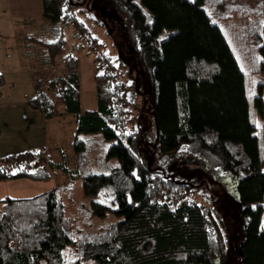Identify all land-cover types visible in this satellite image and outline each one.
<instances>
[{
  "label": "trees",
  "instance_id": "16d2710c",
  "mask_svg": "<svg viewBox=\"0 0 264 264\" xmlns=\"http://www.w3.org/2000/svg\"><path fill=\"white\" fill-rule=\"evenodd\" d=\"M98 4L122 27L145 79L158 150L181 149L194 155L209 177L236 183L243 205L238 264H264V126L257 129L253 119V106L261 110L263 101L251 97L249 71L242 70L247 50L223 28L234 11L244 10L227 0ZM41 5V18L55 39L22 41L23 59L37 61L26 104L47 123L71 122L73 168L56 160L50 148L31 149L0 157V183L43 182L59 172L81 180L90 203L68 205L56 190L3 199L0 264H225L224 231L192 199L193 188L158 174L155 164H142L143 133L121 65L100 51L101 44L75 17L71 0H41ZM254 14L250 71L264 76V0ZM69 30L87 43V55H94V111L81 112L79 49L65 38ZM108 213L117 220L99 226L96 219Z\"/></svg>",
  "mask_w": 264,
  "mask_h": 264
},
{
  "label": "rangeland",
  "instance_id": "374dc122",
  "mask_svg": "<svg viewBox=\"0 0 264 264\" xmlns=\"http://www.w3.org/2000/svg\"><path fill=\"white\" fill-rule=\"evenodd\" d=\"M258 1L227 0V3H230L233 7H241L244 12L234 11L231 14V22L224 24L223 28L226 29L232 39L238 40L245 51L247 50L246 57H243L244 60L241 59V66L242 70L249 71L252 82L251 97L259 96L263 101L261 110L253 106L254 125L257 129H260L264 126V76L250 71L252 50H249L254 46L250 41V34L253 32L249 26L256 21L254 12ZM71 2L77 8L74 13L75 17L81 19L85 24L89 36L101 44L100 51L116 60L122 67V82L130 88L129 96L134 108L135 124L143 133L142 164L144 166L155 164V167L152 168L158 174L172 177L175 181L186 183L193 188L192 199L208 209L224 231V242L227 251L225 264H238L240 260L239 252L243 242L239 212L243 205L240 202L236 183L230 181L220 183L215 178L209 177L197 163L196 157L186 154L181 149L169 153H161L158 150L149 91L145 79L134 61L133 54L125 43L122 27L111 13L102 11L98 0H71ZM41 15V0H0V27L4 32L5 48L12 43L6 38L7 32L11 28H14L16 35L18 34L21 48L23 46L22 41L26 38L53 41L55 39L53 30L42 20ZM252 28L254 29V27ZM8 37L11 38V34ZM65 38L68 39L70 45L75 43L79 49L77 50V57L79 61L81 112L94 111L96 109L92 64L94 55H87V43L83 44L75 40L72 31H65ZM24 41L33 44V41ZM0 89L3 90L4 96L9 100L15 97V99L18 98L21 103H24L32 95L30 74H21L16 81L6 79ZM73 132L74 127L68 120L56 121L48 125L47 147L53 151L56 160L62 158L66 161L70 170L73 168L74 158L70 146ZM29 145L31 144H26V146ZM19 148L17 150L22 152L23 148ZM24 149L28 150L31 147ZM92 165L93 170H99L95 162H92ZM115 165V160L111 161L110 169ZM50 190L59 192L68 205L71 204V201H74L86 205L87 208L90 203V199L83 194L81 180L57 172L51 180L43 182L24 180L22 182L0 183V208L1 201L5 198L13 200L29 199ZM116 220L117 218L112 213H108L104 219H96L99 226L108 225Z\"/></svg>",
  "mask_w": 264,
  "mask_h": 264
},
{
  "label": "crops",
  "instance_id": "0c3cea01",
  "mask_svg": "<svg viewBox=\"0 0 264 264\" xmlns=\"http://www.w3.org/2000/svg\"><path fill=\"white\" fill-rule=\"evenodd\" d=\"M13 29H9L6 37L12 43L5 48L4 32L0 27V75L3 77V84L6 79L16 81L21 74H30L31 77L33 67L37 62L34 57L30 59L29 56H26L28 59H23L20 39ZM10 34L11 38L8 37ZM49 124L43 121L38 113L32 111L26 102L21 103L15 97L9 100L0 89V157L21 153L17 150L18 147L23 148L22 152L27 151L24 149L26 147H31V149L48 148ZM26 144L31 145L26 146ZM22 181L24 180L14 182ZM24 186L31 188L28 185Z\"/></svg>",
  "mask_w": 264,
  "mask_h": 264
}]
</instances>
